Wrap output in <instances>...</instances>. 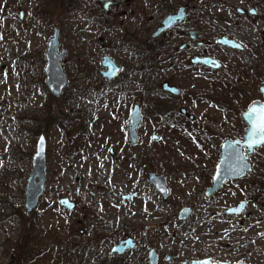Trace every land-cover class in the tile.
<instances>
[{
  "label": "rangeland",
  "instance_id": "obj_1",
  "mask_svg": "<svg viewBox=\"0 0 264 264\" xmlns=\"http://www.w3.org/2000/svg\"><path fill=\"white\" fill-rule=\"evenodd\" d=\"M94 1L73 2L68 18L63 19L62 0H0V264L10 260L16 264L24 245L34 259L23 264H106L110 248L125 237H133L138 244L124 257L125 264H148V246L156 249L158 264H181L203 258L209 243L206 217L238 202L232 184L211 206L198 202L196 191L206 185L194 175L201 172L200 164L212 162L213 151H204L216 147L219 140L208 139V133L239 138L245 130L239 119L240 101L233 105L235 113H226L227 104L220 97L216 107L213 102L186 98L191 90L196 96H205L207 87H178L183 94L165 101L173 117L162 121V112L152 106L158 97H144L141 89L151 87L158 92L164 81L180 86L172 61H161L155 67L153 59H161L158 50L140 57L117 54L126 58L130 69L136 58L138 65L132 72L139 73L125 72L112 83L98 77V61L107 49L97 40L102 37L108 43L110 34L98 20ZM166 3L177 6L182 0H148L149 34L166 13ZM196 3L209 5L200 15L204 17L201 24L212 35L218 26L222 34L232 28L241 37L238 25L245 26V35L248 31L253 35L260 74L256 75L257 70L244 72L254 83L241 88L256 100L257 83H264V0ZM237 8H253L257 14H238ZM54 26L60 30V48L67 50L61 59L67 85L59 98L47 90L44 75L46 43ZM246 40L251 45L250 38ZM250 53L248 49L239 54L245 67L250 64ZM124 77L128 82L122 84ZM135 103L140 106L142 121L139 139L131 144L128 115ZM180 108H186L194 120L183 117L175 121ZM192 126L198 131L193 133ZM153 131L158 140H151ZM40 134L46 141L45 185L36 208L27 213L25 186ZM152 172L166 180L170 189L167 203L148 181ZM133 193L132 199H122ZM61 198H67L74 208L67 210L59 203ZM190 205L195 209L193 216L178 222V210ZM246 211L252 212L253 207ZM166 256L171 257L168 263Z\"/></svg>",
  "mask_w": 264,
  "mask_h": 264
},
{
  "label": "flooded vegetation",
  "instance_id": "obj_2",
  "mask_svg": "<svg viewBox=\"0 0 264 264\" xmlns=\"http://www.w3.org/2000/svg\"><path fill=\"white\" fill-rule=\"evenodd\" d=\"M77 1L78 0H62L61 6L63 5V10L60 13V18L67 19L69 7L73 2ZM94 2L95 7L98 9V20H101V23L110 34L108 43H106L102 37H98L97 40L100 47L106 46L107 49V52H105L98 61V77L112 83L120 76L122 77L125 72H127V74L137 75L139 72H134L135 74L132 72L138 65V63H136V58L133 61L134 69H130L129 63L125 61L126 58L124 57L125 59H122V56H117V54H123L126 57L131 55L140 57L158 50V52L160 51L161 59L158 60L156 57L153 59L155 67L160 66L161 61L166 63L171 60L172 63H170V66L177 76V82L181 83L179 86V84H172L168 81H164L161 84V90L158 92L154 91L151 87H142L141 93L144 97H158L157 99H159V101L157 104L155 102L153 103L151 100H149V102L153 103L152 106L156 109V112H162V115H160L162 121H170L173 117L172 114L174 112L168 109L165 101L167 102L172 97L179 98L183 94L182 90L178 87H207L209 93H206L205 96H203V93H199V95L196 96L191 90V93H188L186 98L197 102H213L215 104L217 103L216 98L220 97V100L224 101L227 107H222V104L221 106L218 104V106H220L221 109L224 108L226 113L227 110L230 113H235L233 105L240 101L242 112L239 114V119L246 130L247 126L243 122L242 114L253 103H264V97L260 93V87H262L264 83L259 84L257 81L255 82V84L257 83L258 85L257 90L259 96L255 98L256 100L251 99L248 92L241 88L245 84L246 87L253 85L254 79L252 76L244 75V72L247 74L255 72L258 68L256 63L259 59L255 49L252 47L253 35L250 31H248V35H245L246 30L244 29V25H238V27H240L239 32L243 34L241 37L235 35L232 28H228L232 30L231 32L228 31L222 34V30L219 32L216 29L218 26H214L215 35H212V32L210 33V31H208L206 25L201 24V22L204 21V17L200 15L207 10L209 5L203 4L206 2L196 3V0H182V3L177 6H170L166 3L164 6L166 13L162 15L158 23L154 25V30L149 34L150 30L147 29V25L148 21L152 22V20L147 19L146 9L148 0H95ZM236 12L238 14H249L252 16L257 14L253 8L243 10L237 8ZM171 15H177L178 18L171 26H164V20ZM197 24L204 26V28L202 29L200 27V29L199 26L197 27ZM55 28L57 27H53L52 34ZM57 30L59 32L58 52L64 50L65 56L63 58H65L67 56V50L60 48V30L59 28H57ZM156 32H158L157 35H155ZM51 36L48 38V41ZM247 37L250 38L251 45L247 43L249 42L246 40ZM48 41L46 43V49ZM248 49L251 51L250 54H252L249 56L252 57L250 61L251 65L249 64V66L245 67L238 57L240 56L239 54H244ZM258 70L256 75L260 74ZM127 82L128 79L125 77L121 81L122 84ZM168 87H173L178 92H171L167 90ZM194 89L195 88H193V90ZM135 105L138 106L141 113L140 106L136 103L133 105L132 110ZM214 106L216 107V104ZM132 110L128 115L129 142V118ZM179 114L175 113V121L183 117L191 122L194 120V115L190 114L186 108H180ZM190 130L193 133L197 132L198 127L192 126ZM245 130L239 138L218 137L215 134H207L208 139H218L219 141L216 147L211 146L208 150L204 151L206 153L210 152V150L213 151V154H210L212 162L210 164L206 162L204 165L200 164L201 168L197 166L201 172L195 174L194 177L204 183V186L206 185L203 187L204 189H202V191H196L197 201L200 203H208V205L211 206L212 200L217 196H221L230 184L236 186L239 198L235 205L226 207L223 212H212L210 213V217H206L205 232L207 233L206 237H208L209 243L204 251L205 254L203 258L185 261L181 264L202 260H204L205 264H264V155L262 153L264 151V145L259 149H255L249 156V163L251 164L252 170L245 178L239 180L228 179L217 191L207 196V191L212 187V178L215 173L216 163L220 156L222 142L227 139L242 140V135ZM153 132L151 133V140ZM155 135L157 134L155 133ZM245 152L246 149L244 148L243 153ZM110 154L114 155L112 148L110 149ZM204 155L203 153V156ZM141 166L144 165L142 164ZM203 171L206 172L202 174ZM153 173L154 172L148 175L149 183H151L149 179L150 175ZM151 185L163 202L167 203L170 197V189L167 184L169 195L166 200L163 199L161 192L157 191L152 183ZM124 196L126 195L122 196L123 200H130L133 198L124 199ZM249 206L253 207L252 212L246 211ZM239 207H241V209L236 211ZM184 208L190 209V215L185 220H178L179 212ZM194 210L193 205L181 207L176 214V220L178 222L188 220L193 216ZM127 239H131L135 242V247L133 249H127L122 254H117L116 252L112 253V248L114 246H117ZM125 245L126 243L124 242L122 246ZM137 246V241L133 237L120 238L108 252L109 258L107 259L109 262L104 263L125 264L124 257ZM149 249L154 251L156 255V264H158L159 255L156 249L151 246L146 247L147 263L150 264L148 256ZM66 253L67 252H64V254ZM164 261L167 263L170 262L171 257L166 256Z\"/></svg>",
  "mask_w": 264,
  "mask_h": 264
},
{
  "label": "water",
  "instance_id": "obj_3",
  "mask_svg": "<svg viewBox=\"0 0 264 264\" xmlns=\"http://www.w3.org/2000/svg\"><path fill=\"white\" fill-rule=\"evenodd\" d=\"M178 18L177 15L168 16L164 20V26L169 27ZM156 32L155 35H157ZM222 42V41H221ZM59 47V32L57 28L54 29L52 37L49 39L47 49L45 52V85L47 90L55 97L59 98L66 87L67 80L63 72L61 59L65 56V51L58 52ZM166 88V87H165ZM167 90L171 92H178L173 87H168ZM260 93L264 97V85L260 87ZM185 112V111H184ZM244 124L247 126L242 140H225L221 144L220 156L215 166V173L212 178V187L207 191V196L217 191L228 179H243L251 172V164L249 163V156L255 149H259L264 144L257 143L252 150H249L248 144L251 139H258L259 134L254 136L259 125L264 122V103L256 102L249 106V108L242 114ZM141 122V113L137 105L134 106L129 118V138L132 144H135L138 137V128ZM155 132L152 134V140H158ZM246 152L243 153V149ZM240 157L244 159L241 160ZM46 141L43 134H40L35 144V154L31 159V171L25 186V209L27 213H31L37 206L39 197L42 195L45 185L46 176ZM150 182L155 189L161 192L163 199L166 200L169 195V190L166 186L165 179L162 176H157L154 173L150 175ZM132 195H126L124 199H130ZM59 203L68 210L74 208V204L67 198H61ZM241 207L236 209L239 211ZM190 215V209L184 208L179 212L178 220H185ZM125 246H122L123 243ZM135 242L131 239L121 242L112 248V253L122 254L127 249H133ZM150 264H156V255L153 250H148ZM184 264H205L202 261L187 262Z\"/></svg>",
  "mask_w": 264,
  "mask_h": 264
},
{
  "label": "snow or ice",
  "instance_id": "obj_4",
  "mask_svg": "<svg viewBox=\"0 0 264 264\" xmlns=\"http://www.w3.org/2000/svg\"><path fill=\"white\" fill-rule=\"evenodd\" d=\"M257 134H259V138L258 139H251L250 138V142L248 144V148L249 150H252L253 147L257 144V143H261V144H264V122H262L258 129H257V132L254 133V136H256ZM241 160H243L244 158L243 157H240Z\"/></svg>",
  "mask_w": 264,
  "mask_h": 264
},
{
  "label": "trees",
  "instance_id": "obj_5",
  "mask_svg": "<svg viewBox=\"0 0 264 264\" xmlns=\"http://www.w3.org/2000/svg\"><path fill=\"white\" fill-rule=\"evenodd\" d=\"M156 110V109H155ZM24 248H28V246L24 245V247L22 248V256L18 258V261L16 264H23L27 261L33 260L34 256H31V252L28 249H24ZM42 249H40L39 251H41ZM33 254V253H32ZM25 261V262H24ZM8 264H15V262L13 261H9Z\"/></svg>",
  "mask_w": 264,
  "mask_h": 264
}]
</instances>
